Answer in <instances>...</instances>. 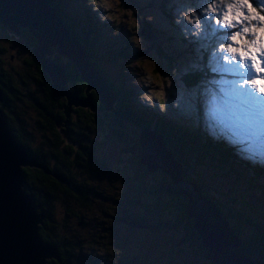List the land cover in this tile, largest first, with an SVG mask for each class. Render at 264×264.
<instances>
[{"label": "trees", "instance_id": "obj_1", "mask_svg": "<svg viewBox=\"0 0 264 264\" xmlns=\"http://www.w3.org/2000/svg\"><path fill=\"white\" fill-rule=\"evenodd\" d=\"M249 1V7L256 9L259 12V17L253 21L252 25L248 23L247 27L264 25V19H262L264 17V0L260 4L257 3V0ZM56 13L60 18L58 9H56ZM67 14L70 17V22L68 24L65 23L69 28V33L81 43L92 64L114 90L116 112L123 116L125 120L137 123L140 129L146 126L160 133L164 138L166 147L181 154L179 156L176 152H172L173 159L183 164L184 175L188 178H197L198 175L201 178L198 179L202 190L215 194L214 199L216 201H213V203L220 207L217 203L221 202L222 198L227 197L222 201L227 204L224 211L233 221L238 235H242L244 232L256 233L264 242V198L258 200L256 192L253 191V189H258L264 195V180L258 178L254 173L264 175V171L257 166H252L253 163L260 166L258 162L254 161H259L264 165L260 158L262 154H258L259 152L252 153L248 149L243 148V143L241 145L240 142L231 145L227 144L224 140V134H230V130H227L225 125L222 126L221 123L217 122L220 126L209 130L207 129L210 127L209 124L215 121L203 117V120L205 119L206 121L202 122L203 115L196 106L194 95L208 85L205 71L202 72L200 70L196 74L191 72L182 74L181 78L184 84L190 86L191 101L194 104L191 107L192 114L189 118L180 119L175 115L154 110L150 106L142 110L120 95L118 89L107 78L100 63L94 59L91 49L94 37L91 30L89 28L83 29L82 25L78 24L81 26L82 32V35L79 36L76 31L71 29L70 25L76 23L80 18L76 13H69L68 10ZM89 22L86 21L84 25H88ZM146 27L150 29L152 34H155L153 27L145 22L142 28ZM20 34L23 37V43L19 47H14V55H20V47L25 49L26 53L22 56L20 55L23 66L13 69V73L7 72L0 67V114L4 117L7 123L6 127L10 129L17 143L21 144L24 151L40 164L39 166L35 165V163L20 164L19 170L20 187L28 195V201L31 205L29 206L30 209L34 213L42 212V216L35 223V230L40 237V241L53 245L55 249L52 255L43 256L42 261H44V264H123L115 262L119 258V253L116 252L117 249H111L100 244V240L107 245L110 244L108 239L111 240V237L104 238L103 226L109 223V216L112 210L113 212L115 211L113 207L116 204L114 206L113 204L109 205L112 209L100 208L107 197L102 190H99L100 183L104 186L103 176L99 175L101 179V182H99L93 178L91 171L93 170L92 166L96 171L102 170L104 161L103 159L99 161L95 159L92 143L89 141V139H92L91 132L101 127L104 136L107 134L116 138V141L119 142L117 151H119V148L124 149V147H120L124 143L122 141L126 139L123 133L125 131L124 127L118 122L120 117L115 116L116 121L106 115L100 116V118L96 115L95 111L97 109L106 107L101 104L95 90L89 88L85 91L86 82L83 79L82 81L79 80L81 81L80 93L82 95L89 93L92 107L72 104L68 114H65L63 110L66 98L62 94H54L48 73L42 69L40 63L31 52V46L35 45L36 40L30 37L26 29L22 30ZM144 39L149 42V45H154L161 55L168 54L162 53V45L158 43L159 39L154 42L148 38ZM9 47H12V44L9 43ZM1 50L2 45L0 44ZM170 58L171 56L169 61ZM65 66V71L67 68L68 71L76 74L75 65L70 59H66ZM203 67L205 68V66ZM18 80L26 86V90L14 93L15 81L18 82ZM27 83L33 87L27 86L29 85ZM124 90L126 89L124 88ZM15 98H27L32 102L34 110H36V114H34L36 131L29 129V124L20 118L19 109L14 103ZM104 113L110 112L105 111ZM37 131H40L42 138L35 140L32 136ZM98 142L102 145L104 140L101 139ZM135 144L140 146V141L132 136L129 140V145L133 151H135ZM242 153H246V155L241 157ZM249 153L252 154V161L249 159ZM137 154L135 152V158H130V167L126 166L124 168L129 172L133 182L135 180L131 174H134L136 178V176L147 172L145 167L139 162ZM191 166H194L197 171L193 170ZM238 172L241 177L239 182H237L235 177ZM150 173L152 182L147 179L144 181L139 180L140 183L136 181L141 194L142 190L150 194L148 198L141 195L136 199L143 206L145 213H149L151 204L156 206L155 213H164L166 210L165 204H168L167 213H185L186 198L184 193H173L179 196L177 200H162V204L158 206V200L154 195L156 193L154 182H170L171 177L169 176L168 179L165 175H156L155 171ZM95 182L99 183L95 184ZM204 182L209 184L205 186ZM242 188L247 191L243 192ZM249 193L253 194L252 196L255 195L258 203H251ZM232 195L242 196V200H237L231 197ZM129 200V198L124 197L121 205L117 208L119 211V223L121 225L129 223L132 226L142 224L143 219L139 215L130 216L126 214L136 213L133 209L128 208L126 201ZM235 202L239 203V205H236ZM59 205H61V208ZM231 213H233V216L230 215ZM240 213H244L246 216L241 217ZM260 217L263 220L262 225H260L261 222L258 220ZM69 228L71 230L67 231ZM171 229L179 232L173 221H169L167 228L168 231ZM126 233V230L122 231L123 238L119 240L125 239V244L128 247L126 260H129L132 258V254ZM182 233H186L185 228L182 229ZM191 233L200 238L199 233L195 230ZM112 240L116 241L115 238H112ZM200 241L203 245L202 247L206 250L204 256L210 254V250L204 246L201 238ZM114 245H117V243H114ZM83 246H86V249ZM81 247L85 250L86 257L89 256V252L93 251L97 256L92 261L86 260L84 263L76 256L78 249ZM231 250L233 249L231 248ZM236 251L250 255L253 253V246H243V243H241L236 248ZM254 257H260L264 260V251ZM202 259V256H198L195 264H202ZM167 262L174 263L169 257ZM139 264L142 263L140 262Z\"/></svg>", "mask_w": 264, "mask_h": 264}, {"label": "rangeland", "instance_id": "obj_2", "mask_svg": "<svg viewBox=\"0 0 264 264\" xmlns=\"http://www.w3.org/2000/svg\"><path fill=\"white\" fill-rule=\"evenodd\" d=\"M60 3L69 13H76L80 18L76 23L70 25L72 30L76 31L79 36L82 35L79 25H82L83 29L91 30L94 37L91 47L93 57L100 63L109 81L125 100L142 110L150 106L154 110L175 115L180 119H187L192 114L191 107L194 104L191 101L190 86L184 84L181 78L182 74L184 72L196 74L200 70L205 71L208 85L194 95L196 106L203 115L202 122L206 121L203 120V117L215 121L209 124L210 127L207 128L209 130L219 127L220 123L222 126L225 125L227 130L232 131L230 134H224L227 144L240 142L242 145L244 142L246 144L243 143V148L254 153V148H256V152L262 154L260 158L264 162V137L259 140L249 139L239 133L236 116L221 99V89H227L233 82L241 78L232 72L215 70L229 66V61L235 56L237 59L233 61V64L248 62L253 65L252 71L255 75L245 76L244 79L264 80V72L259 71V69H264V66L259 67V63L264 61V25L247 27L248 23L252 25L253 21L259 17V12L249 7V0H61ZM257 3L261 2L257 0ZM86 21H90L88 25H84ZM145 22L153 27V32L159 39L158 43L162 45V53L168 54L161 55L154 45H149V42L144 39L140 29ZM227 33L239 34L235 35L233 39V35H227ZM225 38L226 42H224ZM9 43L12 44V47H9ZM0 44L2 45L0 67L4 70L8 68L12 73L14 68H21L23 64L20 55H24L26 51L20 47V55H14V47L21 46V42L18 36L12 34L1 24ZM11 54H13L12 58ZM224 56H227L228 60L222 59ZM69 75L72 76L73 73L69 71ZM226 75L227 77H225ZM222 81L226 83L222 84ZM27 86L33 87L31 84ZM259 86V84L256 85V87ZM25 90V85L19 80L15 81L14 93ZM76 92L80 97L83 96L78 91ZM214 96L216 97L215 104L213 103ZM14 103L19 109L20 118L29 124V129L36 131L37 129L34 127L36 110H34L32 102L27 98H15ZM105 111L110 113L105 114ZM95 113L99 118L106 115L116 120L115 116L120 117L118 122L124 127L123 133L126 138L122 141L123 145H120L124 149L119 148L117 151L119 142L107 134L104 136L101 127L91 132L92 139L89 141L92 143L94 157L98 161L101 159L104 161L102 170L96 171L92 166L93 170L91 171L93 178L99 182H101L99 175L103 176L104 186L100 183L99 190H102L107 197L100 208L108 209V206L112 204L121 205L123 198L127 197L130 199L126 201L128 208L138 214L145 215L143 206L136 201L141 196L137 182L140 183L139 180L144 181L145 179L150 182L151 171L136 176V178L134 174H131L135 180L133 182L129 172L124 169L126 166L130 167V158L134 157L137 152V150L133 151L129 140L136 131L139 132L140 127L137 123L125 120L120 114L119 116L115 115L107 108L99 109ZM32 137L35 140L42 138L40 131H37ZM101 139L104 140L102 145L98 142ZM161 147L159 136L154 131L148 130L146 148L156 152L155 161L161 158L159 152ZM176 153L181 156L180 153ZM244 155L246 153H242L241 157ZM248 155L252 161V154ZM254 158L256 157L254 156ZM163 159L164 156H162ZM254 162H258L260 166L256 163H253L252 166H257L264 171V165L261 162ZM96 163L98 162L96 161ZM158 165L167 174L158 170L155 171L156 175H165L168 179L169 176L177 177L175 165L162 164L161 162ZM191 167L197 171L194 166ZM254 173L258 178L264 180V175ZM183 176L198 186L200 185L199 179L201 178L198 175L197 178ZM235 177L237 182L241 180L239 172ZM99 182H95V184ZM207 184L209 183L204 182L205 186ZM170 189L174 190L175 188L171 187ZM242 191L246 192L247 190L242 188ZM253 191L256 192V189ZM161 192L156 190V193H153L157 200L161 198L163 201H174L179 198L175 194L162 193L161 195ZM186 193L192 201L197 190L193 187ZM148 195L150 194L147 191L142 190L143 197ZM250 195L251 201H253L255 197L252 196L253 194ZM231 197L242 200V196L232 195ZM226 198H222V201ZM222 201H217V204L224 209L227 204ZM59 206L61 208V205ZM167 206L168 204H165L164 213L168 212ZM155 212L156 206L151 204L149 213ZM99 213L101 212L99 211ZM230 215L233 216V213ZM150 234H152V230L148 229L147 231L144 226L134 227L131 232L126 233V236L130 238L128 244L140 249V261L144 255L153 253H156L155 260L161 257V252L155 251ZM157 262L159 263V261ZM162 264L173 263L162 259Z\"/></svg>", "mask_w": 264, "mask_h": 264}, {"label": "water", "instance_id": "obj_3", "mask_svg": "<svg viewBox=\"0 0 264 264\" xmlns=\"http://www.w3.org/2000/svg\"><path fill=\"white\" fill-rule=\"evenodd\" d=\"M0 24L5 25L12 33H16L19 24H26L36 38L35 45L31 46L34 58L46 71L53 85L54 94H62L66 98L64 113L68 114L70 105L91 104L89 93L79 96L73 89L65 86L67 75L62 61L48 58L51 46L55 45L57 51L66 55L75 65L79 77L86 82V90L92 88L98 94L101 104L114 111L113 101L115 94L99 70L90 61L86 50L81 43L69 33L68 26L58 17L55 7L48 0H0ZM140 32L145 38L154 42L156 39L145 28ZM152 44V43H151ZM7 123L0 114V264H44L43 256H50L55 251L54 246L41 242L35 230V223L42 216V212L34 213L30 209L28 195L20 187V164L35 163L37 160L28 155L21 144L17 143L12 132L6 127ZM150 127H142L138 133L140 141L139 161L148 171H164L158 163H170L177 167V177H171L170 182H157L156 189L171 193H186L190 180L182 176V164L173 159V153L163 143L164 138L154 131L161 140V158L155 161L156 152L146 148L147 131ZM143 156V157H142ZM162 156L164 159L162 160ZM154 158V159H153ZM174 161V162H173ZM155 169V170H154ZM166 174L167 172L164 171ZM174 187L175 189H170ZM196 187V186H194ZM195 194L186 207V213L193 218V226L200 233L203 244L212 252L214 264H262L260 261H251L248 256L241 255L229 249L230 244L221 240L220 244L210 241L205 227L209 218L201 213H216V207H208L204 212L195 209ZM206 200V199H205ZM208 201V200H206ZM200 211V212H198ZM221 220L219 216H217ZM223 220V219H222ZM230 234L236 237L233 228L225 221ZM214 233V234H213ZM202 235H204L202 237ZM214 239H221L220 231H213ZM237 238V237H236ZM226 239L232 245H237V239ZM232 240V241H229ZM239 262V263H238Z\"/></svg>", "mask_w": 264, "mask_h": 264}, {"label": "flooded vegetation", "instance_id": "obj_4", "mask_svg": "<svg viewBox=\"0 0 264 264\" xmlns=\"http://www.w3.org/2000/svg\"><path fill=\"white\" fill-rule=\"evenodd\" d=\"M49 4L53 7H55L56 9H58V13L59 16L61 18V20L65 23H69L70 22V17L67 14V9L65 7L62 6V4L60 3L61 0H48ZM65 23V24H66ZM66 24V25H67ZM2 25V24H1ZM5 27V25H2ZM7 27V26H6ZM5 27V28H6ZM8 29V28H7ZM26 32L29 33L30 37L35 38V36L32 34L30 28L26 25V24H19L18 26V30L17 32L14 34L16 36H18L19 41L21 42V44L23 43V37L21 36L20 32L22 30H25ZM149 31V33L151 35H153V37L157 40V36L155 34H152L150 32L149 28H145ZM144 37V36H143ZM145 38V37H144ZM48 58L55 60V61H62L64 66L66 64V59L67 57L58 52L57 48L55 45L51 46L50 48V52L47 54ZM10 57L12 58V54L10 55ZM66 67V66H65ZM13 68V67H11ZM16 69V68H14ZM74 69L76 70V74L74 73L72 76L69 75V71L66 68V75H67V80L65 82V86L68 89H73L76 90L80 93V82L82 81V79L79 77V74L77 72L76 67L74 66ZM7 72H10V70L8 68H6ZM81 80V81H79ZM60 96V95H59ZM4 105V104H3ZM2 110V109H1ZM98 110V109H97ZM71 114V113H70ZM135 138V137H134ZM138 147L137 144H135L134 146V150H136ZM134 158V157H133ZM162 195V192L160 193ZM142 195V194H141ZM169 195V194H168ZM150 196V195H148ZM147 196V198H148ZM256 197L258 200H261L264 198V195L261 194L259 192L258 189H256ZM162 199H158V206H160ZM252 204H256L258 203V201L255 200L253 202H251ZM115 204H113L114 206ZM111 206V205H110ZM110 206H108V209H112L110 208ZM118 206L119 205H115V207H113V209H115V211L109 216V223L105 224V226H103V231H104V238L105 237H111V240L108 239V243H110L109 245H107L105 242H102L100 240V244L103 246H106L108 248L111 249H117L116 252L119 253V258L117 260H115V262L117 263H126V264H135V263H142V264H162V259L166 260L168 257L171 258L174 262V264H192V263H196L198 260V256H202V264H213L212 260H211V256H209L210 254L204 256V253L206 252V250L202 247V243L200 241L199 236H195L194 234H192L191 232L194 229L193 224H192V217H190L187 213H145V215H141L138 213H126L130 216L132 215H139L141 219H143V223L142 224H135L134 226H132L129 223H125L124 226H122L119 221V211H118ZM95 212V211H94ZM241 217H245L246 215L244 213H240ZM255 219H257V217H255ZM258 220L261 222L260 225H262V217L258 218ZM96 221H98V219H96ZM124 221V220H123ZM169 221H173L175 226L177 227V229L179 230V232H177L174 229H171L170 231L167 230L168 225H169ZM125 222V221H124ZM104 225V223H102ZM140 226H144V228L148 231V229L152 230V234L151 235V240L153 242V244L155 245V251H160L161 252V257L156 258V253L153 254H148V255H144L142 257V261L139 260V256H140V249L138 247H131V254H132V258H130L129 260H126L127 258V251H128V247L125 244V239L124 240H119L120 238H123V234L122 231L126 230L127 233L131 232L134 227H140ZM185 228L186 229V233H182V229ZM71 230L70 228L67 229V231ZM196 231V230H195ZM197 232V231H196ZM182 233V234H181ZM264 233V232H263ZM237 239V245H230V247L233 249L234 252L239 253V254H244V253H240L238 251H236V248L243 243V246H247V245H252L253 246V253L250 254V256H257L258 254L263 253L264 251V242L263 240L256 234V233H247L244 232V234L242 235H238V233L236 234ZM112 238H115L116 241H113ZM129 240V237H126ZM114 243H117V245H114ZM131 243H134L131 241ZM117 246V247H115ZM90 247V246H89ZM84 249H86V246H83ZM82 247L80 249H78L76 256L79 257L80 260L85 261L89 260L92 261V259H94L97 254L93 252H89V256L86 257V252ZM209 256V257H207ZM126 260V261H125ZM176 260V261H174ZM159 261V263L157 262Z\"/></svg>", "mask_w": 264, "mask_h": 264}, {"label": "snow or ice", "instance_id": "obj_5", "mask_svg": "<svg viewBox=\"0 0 264 264\" xmlns=\"http://www.w3.org/2000/svg\"><path fill=\"white\" fill-rule=\"evenodd\" d=\"M258 2H262V0H258ZM238 34L227 33V35H233V39ZM224 42H226V38ZM222 59L228 60V57L224 56ZM236 59L234 56L229 61V66L215 69L235 73L241 78L233 82L227 89H221V99L236 116L238 132L249 139L259 140L264 137V80L244 79L245 76L255 75L252 71L253 65L248 62L233 64ZM259 71L264 72V69H259ZM221 83L226 82L222 81ZM257 84L260 86L256 87ZM215 102L216 97L214 96L213 103L215 104Z\"/></svg>", "mask_w": 264, "mask_h": 264}, {"label": "bare ground", "instance_id": "obj_6", "mask_svg": "<svg viewBox=\"0 0 264 264\" xmlns=\"http://www.w3.org/2000/svg\"><path fill=\"white\" fill-rule=\"evenodd\" d=\"M163 144L166 146V143L165 142ZM188 186H189L188 188H191L193 186H196L197 187V185L194 182L188 183ZM195 200H196V205H195V209L196 210H200V211L204 212L208 207L209 208L212 207L209 203H213V201H206L205 199H203V197L200 194H198L195 197ZM212 208L214 209V207H212ZM200 211H198V212H200ZM214 212L215 213H201L202 215H204V216H206V217L209 218V221H208V223H207V225L205 227V232H208V235H206V236H208V238H209L210 241H215L216 242L215 244H220L221 243V240L225 239L224 242H227V244L232 245L226 239H232V240H234L236 237L235 236L233 237L230 234V231H229L230 229L227 227V225L225 224V222L222 219L220 220L219 218H217L218 215H217L215 209H214ZM213 231H220L222 233V238L221 239H217V238L214 239L212 237V232ZM203 236L204 235H202V237ZM232 240H229V241H232Z\"/></svg>", "mask_w": 264, "mask_h": 264}, {"label": "clouds", "instance_id": "obj_7", "mask_svg": "<svg viewBox=\"0 0 264 264\" xmlns=\"http://www.w3.org/2000/svg\"><path fill=\"white\" fill-rule=\"evenodd\" d=\"M66 56V55H65ZM67 57V56H66ZM67 59H69V58H67ZM109 84V83H108ZM111 87V86H110ZM112 88V87H111ZM113 90V89H112ZM113 92H114V90H113ZM114 94H115V92H114ZM115 99H116V95H115ZM115 101V100H114ZM114 101H113V107H114ZM108 109V108H107ZM114 109H115V107H114ZM112 111V110H111ZM116 110H114L113 111V113L115 114V115H118L119 116V113L118 114H116V112H115ZM144 127H146V126H144ZM14 136V135H13ZM136 139H138V132H135L134 133V135H133ZM15 138V137H14ZM139 140V139H138ZM139 149H140V146H139V144H138V147H137V155L136 156H138L139 157ZM143 157V156H142ZM134 158H135V156H134ZM140 162V161H139ZM141 165H143V164H141ZM144 166V165H143ZM145 167V166H144ZM145 169L147 170V168L145 167ZM182 169H183V164H182ZM148 171V170H147ZM156 171H158V170H156ZM160 171V170H159ZM183 175H184V173H182ZM182 175V176H183ZM183 178H185L184 176H183ZM186 179V178H185ZM150 181H151V179H150ZM152 182V181H151ZM155 183V185H156V183L157 182H154ZM196 184V183H195ZM197 185V184H196ZM155 187V186H154ZM194 187V186H193ZM199 187V188H198ZM194 188H196V190H197V193L198 194H200L202 197H203V199H206V200H208V201H216L214 198H215V194L213 193V192H204L203 190H202V188L200 187V185L198 186L197 185V187H194ZM155 189H156V187H155ZM157 190V189H156ZM201 192H200V191ZM162 193H166V194H173V193H171V192H167V191H162ZM176 195V194H175ZM184 197L186 198V207H187V205H188V203L190 202V199H189V196H188V194L187 193H185L184 192ZM254 197H255V195H254ZM249 200L251 201V197H250V194H249ZM255 200V199H254ZM253 200V201H254ZM253 201H251V202H253ZM211 205H213L214 207H216L217 208V210L219 211V213H218V216L221 218V219H223V220H225L232 228H233V230L235 231V233L237 234V232H236V229H235V227H234V225H233V221L231 220V218L226 214V211H224V209L223 208H221V207H218L215 203H211ZM186 207H185V213H186ZM191 217V216H190ZM193 219V218H192ZM193 222V221H192ZM193 224V223H192ZM194 227V226H193ZM194 229L197 231V229L194 227ZM205 229V228H204ZM198 232V231H197ZM199 233V232H198ZM199 235H200V233H199ZM200 238H201V235H200ZM201 240H202V238H201ZM208 249V248H207ZM229 249L231 250V247H229ZM231 251H233V250H231ZM234 252V251H233ZM210 255H212V252L210 251ZM241 255H246V256H248V258L251 260V261H254V260H257V261H260L262 264H264V260L263 259H261L260 257H253V256H250V255H248V254H241ZM211 260H212V257H211ZM212 263H213V260H212ZM174 264V263H173ZM214 264V263H213Z\"/></svg>", "mask_w": 264, "mask_h": 264}]
</instances>
